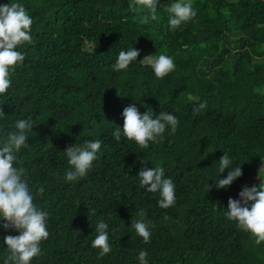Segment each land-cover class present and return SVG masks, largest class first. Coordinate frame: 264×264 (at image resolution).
Segmentation results:
<instances>
[{
    "label": "trees",
    "instance_id": "trees-1",
    "mask_svg": "<svg viewBox=\"0 0 264 264\" xmlns=\"http://www.w3.org/2000/svg\"><path fill=\"white\" fill-rule=\"evenodd\" d=\"M173 2L160 0L152 20L139 0H0L22 4L33 20L31 44L16 49L25 60L0 95V147L18 120L34 122L14 164L49 214V237L30 264H140V250L147 264H264V241L226 214L244 186L264 183V0H191L197 15L176 29L168 24ZM132 48L137 60L116 71L119 53ZM160 54L175 63L163 79L141 62ZM133 104L153 118L173 114L176 131L167 126L147 149L123 133L117 141ZM95 140L102 145L88 174L67 181L65 150ZM224 153L242 176L217 189L229 171L220 172ZM142 166L173 180L172 207L160 208L159 193L140 186ZM101 220L112 249L103 257L92 247ZM139 220L154 225L147 243L132 227ZM3 223L0 264L9 254L3 238L19 234Z\"/></svg>",
    "mask_w": 264,
    "mask_h": 264
},
{
    "label": "clouds",
    "instance_id": "clouds-1",
    "mask_svg": "<svg viewBox=\"0 0 264 264\" xmlns=\"http://www.w3.org/2000/svg\"><path fill=\"white\" fill-rule=\"evenodd\" d=\"M139 3L148 10L150 18H157L156 12L160 0H139ZM167 11L171 14L168 24L172 29L180 27L182 23L193 19L197 12L194 10L191 0H175ZM148 16L141 20L147 23ZM33 20L20 3L0 5V95H3L11 87L10 69L14 70L25 60V55L17 51V47L31 44L30 35ZM140 52L134 48L119 53L116 63L113 65L116 71L127 69L130 63L137 60ZM148 61L157 78L163 79L175 70L174 60L166 55H150L141 62ZM206 107L201 103L193 109V115ZM4 111L0 108V118L4 117ZM123 128L116 126L113 137L120 141L121 135L130 141H134L142 149L149 147V142H156L161 137L167 126L175 132L178 127V119L170 113H160L153 118L151 111L141 114L135 104L126 107L122 113ZM34 122L32 117L18 120L15 123V131L8 132L3 146L0 147V220L4 221L5 230H15L18 235H7L4 244L7 246L8 255L4 264H30L33 258L41 255V242L49 237L47 230L48 213L41 210L33 202V195L29 188V182L25 178L26 169L14 166L17 153L28 140L26 133L32 130ZM102 145L101 140L85 142L83 145H73L65 150L68 162L73 170L66 173L67 181H76L85 177L92 168L93 161L97 159V153ZM232 161L227 153L221 157L220 172L229 169L225 178L216 182L217 189L228 188L233 181L242 176L240 166L230 169ZM144 165V161H141ZM264 171V163L259 173ZM139 183L146 187L148 193H159V207L168 209L175 204V184L171 178H165L164 169L141 167ZM209 187V186H208ZM42 193L43 188L39 189ZM250 204V207H249ZM227 218L237 221L238 227L251 233L256 238V243L264 241V183L259 186H244L239 193V199H229ZM143 216V213H140ZM167 219V216L164 217ZM136 234L143 238L145 243L151 237L150 228L154 227L150 222L143 220L132 224ZM108 224L100 221L96 226V237L92 241V247L100 249V256L109 254L112 249L109 244ZM148 253L140 250L138 259L140 264H147Z\"/></svg>",
    "mask_w": 264,
    "mask_h": 264
},
{
    "label": "rangeland",
    "instance_id": "rangeland-1",
    "mask_svg": "<svg viewBox=\"0 0 264 264\" xmlns=\"http://www.w3.org/2000/svg\"><path fill=\"white\" fill-rule=\"evenodd\" d=\"M253 182H257L258 181V177H255L252 179Z\"/></svg>",
    "mask_w": 264,
    "mask_h": 264
}]
</instances>
